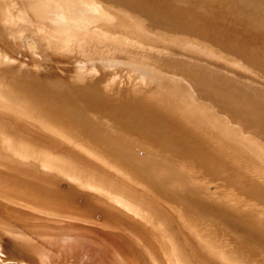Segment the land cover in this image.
<instances>
[{
  "label": "bare ground",
  "instance_id": "bare-ground-1",
  "mask_svg": "<svg viewBox=\"0 0 264 264\" xmlns=\"http://www.w3.org/2000/svg\"><path fill=\"white\" fill-rule=\"evenodd\" d=\"M97 1L100 4H115V5L121 6L124 9H125L126 3H129V2L132 3L133 2L132 0H97ZM140 1L141 0H139V2ZM154 1H156V0H154ZM157 1L155 2V5H153L152 4L153 1L151 2L150 0H148L147 2L149 3V6H147V4H146L147 2L145 3L144 0H142L143 5L140 2L139 7H138L137 6L138 0H136V4H134V6H135V9L137 6V9L136 10L134 9L135 11L132 10L133 11L132 14L134 13V14H136V16L138 15L139 18H142L143 20H145V22L149 25L148 27H150L151 30H153V32L156 35L155 39H150L149 36H144L143 34H141L139 32H135L137 30L134 27H136V24L138 22H135L134 26L128 25L125 21L123 23H120V21H119L118 23H115V24L109 22L110 16H109V14H107L105 12L106 10L103 7L99 8L100 4L97 5L96 3H93L90 0H60V1L59 0H35V4H34L35 7L34 8H39L41 10L46 9L49 13H51L52 16L54 17V20L56 22H59L58 25L60 24L64 27V29L69 30L68 33L66 32L67 33L66 35L68 37L70 36L73 38V36H75L77 39V37H79L77 35L80 32H84V35L87 36V39H88L87 41L90 40L88 38V36L93 39V38H95V35H97L96 37H98V34L100 36L102 33L108 32L110 35H113L112 33H118V35L123 34L124 36H126L128 34V36H133L134 37L133 39H135V37L139 38L140 41L143 42L142 44H148V42L151 43L152 40H153V42L155 41L154 44H156V40L158 38H161L162 36L166 37L169 35L168 31L171 28H169L168 23L170 21L174 22V24L176 22V23L181 24V25L186 24V25L195 26V27H196V24H198V27L203 28V29L206 28V25H207V28H208V26L212 25V26H214V28H216V30L218 28H220V30H223V31H224V29L226 31L228 30L227 32H229V34L231 32L230 29L233 30V28H235V26L233 27V25H235L236 23H234V24L231 23L232 25L229 26L228 20L226 19L227 17H225L226 15L221 13V15H219V18L216 19L214 13L210 14V12H212L213 8H217V10L220 12H223V10L225 11V9H223V7H222V4L217 5L213 0H208V2L206 0H169V1L166 0L169 3L171 1L173 3V4L171 3L173 5L172 7H175L174 9L170 10V11H172L171 13H167L168 11L166 12V9H164V8H167L166 5H164L166 7H164L163 5H159L160 0L158 1V7H157ZM162 1H165V0H162ZM162 1H160V2H162ZM166 1H165V3H166ZM193 1H197L198 4L193 6L191 3ZM261 1H264V0H261ZM169 3H167V5H169ZM145 5L147 7L143 8V6H145ZM159 6H163L164 8L159 7ZM2 7H3V5H2ZM152 7L154 9L157 7V12H156L157 14L151 13L150 10H152ZM168 7H170V6H168ZM159 8H161V10H159ZM170 8H168V9H170ZM163 9L165 10V12H163ZM97 11H99V12L97 13ZM154 11H156V9ZM154 11H152V12H154ZM202 11H204V14H201ZM206 11L208 12V14H206ZM29 14H31V16H32V14H34V13L32 12ZM161 14H163V15H161ZM33 17H34V15L32 16V18ZM245 18L247 20L251 21L252 23L258 22V24H260L261 27L264 28V13L258 17L257 14H254V13L252 14V11H250V9H249V12H247V14L245 15ZM34 20H36V19H34ZM240 20H242V19H240ZM39 23H40V20H39ZM242 25L244 26V24H242ZM242 25H240V26L242 27ZM36 26H37V23L34 26L35 29H36ZM37 27H39V26H37ZM47 27H48V25H47ZM179 27H180V25H179ZM179 27H175L176 28L175 32H176V30H178L177 28H179ZM39 28H37V29L39 30ZM172 28H173V26H172ZM191 28H193V27H191ZM15 29H17V28H15ZM31 29L32 28L30 26L29 30H31ZM132 29L134 31H132ZM146 29H148V28L146 27ZM189 29H190V27H189ZM47 30H48V28H47ZM187 30L188 29H186L184 31H187ZM51 31L52 30L50 29V33H51ZM36 32L34 31V33H36ZM47 32H49V31H47ZM95 32L97 34H95ZM148 32H149V30H148ZM55 33H57L58 36L60 34L57 31ZM179 33H181V31H179ZM184 33H186V32H184ZM218 33H220V31ZM221 33H222V31H221ZM39 34H36V35L38 36ZM224 34H225V32H224ZM51 35H53V34L51 33ZM60 35H62V34H60ZM182 35L183 34H181V36ZM203 35H205V34H203ZM222 35L223 34H221V36ZM227 35H228V33H227ZM249 35L251 36V32H249ZM63 37L65 39L66 36H63ZM183 37H185V36H183ZM204 37H206V36H204ZM216 37H217V35H216ZM224 37L226 38L228 36H224ZM241 37H243V36H241ZM243 38H241V39L247 40L246 38L245 39H243ZM254 38H255V36H254ZM58 39H60V38L58 37L57 40ZM91 40H90V42H91ZM227 40H228V43H230L229 42L230 39L227 38ZM159 41H160V39H159ZM202 41H204V40H202ZM239 41H240V39H239ZM249 41H250V39H249ZM59 42H60L59 40H58V43L53 41V43H55V44H53V46L56 47V43H57V48H58V46L60 44ZM62 42H61V44H62ZM69 42L70 41H68V43ZM206 42H208V40H206ZM245 42L243 44H245ZM76 43H77V40H76L75 44ZM61 44L59 47H63ZM66 44H67V42H66ZM73 44H71V45H73ZM88 44H90V43H88ZM162 44H164V43H162ZM223 44H225V42ZM233 44H235V42ZM241 44L242 43H240V45H239V43H238L239 46H243ZM63 45H64V43H63ZM91 45H92V43H91ZM152 45H153V43H152ZM225 45H227V44H225ZM225 45H222V47H224ZM229 45H228V47H229ZM246 45H247V43L244 46L245 48H247V46H248V45L247 46ZM253 45H254V43H253ZM64 46H66V45H64ZM139 46L141 47V45H139ZM164 46H165V44H164ZM215 46H216V44H215ZM255 46H257V45H255ZM255 46H254V49H255ZM84 47H86V46H84ZM235 47H237V46H235ZM238 47L236 48L237 50H238ZM241 48H239V49H241ZM245 48L242 51H245ZM84 49L82 48V50H84ZM131 49H133V48H131ZM145 49L146 48H144V51H145ZM133 50L135 51V49H133ZM137 51H139L138 48H137ZM195 51H197V50H195ZM220 51L219 52L223 54V57L222 56H220V57H222V60L225 61L226 59L230 58V55H231V58L235 57V56L237 57L238 54H236V53L239 50L237 52L233 51V49L228 50L229 52H227V51L225 52L224 50H223V52H222V50H220ZM248 51H249V47H248ZM255 51L256 50H254L253 52L251 51L250 53H254ZM262 51H263V49H262ZM139 52H137V53H139ZM245 52H247V50ZM129 53H130V57H131V51ZM137 53L135 51V54H137ZM197 53H199V52H197ZM241 53H243V52H241ZM241 53H239V55ZM250 53H249V55H250ZM127 54L125 53L126 56H127ZM145 54L148 56V57L146 56L147 57L146 59H152V57H154V59H152V60H155V57H157V56H155V53H153L150 50L149 51L146 50ZM254 54L258 55L257 52H255ZM219 55H221V54H219ZM245 55L249 56L246 53H245ZM245 55L243 54V56L242 55L241 56L244 57ZM261 55L262 54H260L259 56H261ZM123 56H124V54H123ZM177 56H179V57H177ZM180 56H182V57H180ZM251 56H252V54H251ZM263 56L264 55H262V57ZM118 57L120 58V56H118ZM118 57H117V60L119 59ZM127 57H126V59H129V61H130V58H127ZM132 57H133V55H132ZM135 57H136V55H135ZM135 57H133V60L138 59ZM236 57H235V60L239 61V63H240L241 57H238V59H236ZM196 58L197 57L189 58L187 55H178L176 53H171V54L169 53V55H167V57L163 58V59H164L165 63L170 65V66H166V67L170 68L171 71H173L172 77L175 76V78H172L171 81L166 79L167 80L166 81L160 77V80H157L158 84L155 87L149 86L148 88H151L150 89L151 91H147L146 93H142V92L144 91V89L146 90L147 88L141 89L140 87H137V88H135L136 89L135 90L134 89L135 85H134L132 88L133 89L132 92H130V95L128 97H126L124 103L121 104L119 107H109L110 105H109L108 99L102 95L101 82L98 81L99 78L97 80L90 79L89 82H88V80H87V82L85 80L81 81V82L78 81L79 83H77V80H75L76 83L72 84L73 86H71V85H68L65 83L64 78H66V77H64L63 78L64 80H63L62 78H59L57 76V75H59V73L56 75V77L54 79H49V77H51V76H49L47 78L48 75L42 76V74L40 73L42 77L45 76L44 78H46L48 80H39V79H37V77H34L35 75L30 76L29 73H28V75L26 74L27 76L20 77V76L16 75V73H14L15 70L13 71V68L11 69L9 66L6 67L2 72L0 71V81H7V82L10 81L12 84L14 83V88L11 91L10 89L12 88L13 85L9 82L11 87L8 91H11V92H3L2 90H0V107L1 108H3V109L12 108L11 104L14 100H20L19 102H21V101L26 102L27 103L26 106L28 105L29 108L31 107L30 103L31 104L32 103L33 104L34 103L39 104L40 105L39 108L44 106V107H42L43 108L42 110L36 109L35 111H32V110L28 111L29 109L26 110L25 108L23 109L21 107L20 108L21 112L19 114H17L18 116H16V118H17L16 120H15V118H12L13 116H11V115L9 116L11 118L6 117V115H9V114H5L4 111H0V139H1L2 135L8 136L10 138L6 137L5 139H7V138L11 139L13 141L12 143H14V144L17 142V141H15L16 139L18 140V142H17L18 144H20L19 140L22 142L24 141V142H26V146H27V142L30 141L31 144H29V146H31V148L32 147L35 149L39 148L37 150H34L33 152H41L39 150H42L40 155L46 154V156H45L46 158L50 154L49 156L51 159L50 158L49 159L51 160V164H53L55 162V163H57V166L59 165L58 167L55 166L56 165L55 163L53 164V167H49V165L48 166L45 165V164L49 163V162H47V160L50 161L47 158V159H44L46 163L45 162L38 163L39 165L42 164V166L45 163L44 167H41V166L39 167V165L37 164L38 167L36 170L34 169L35 172L33 171V169L30 170L33 172H30L28 168L25 172L31 173V175H28V176H34V173H35V175L38 176L39 180L40 179L45 180V181L48 180L49 182L51 181L52 184L56 183L57 185H60V187H61L60 189H56L54 187H52V188H45L42 186L38 187V186L34 185L33 183L31 185L29 182H28L29 185L27 184L28 186H26V184L24 185L25 180H23V178L20 177L21 179L18 180V183H20L19 185L23 184L24 188L23 187L22 188L25 190H23V189L20 190V191H22L21 195L15 194L13 192L12 196H10V198L13 200L17 199V198L29 200L31 203L33 202L32 205H35V208H36V206H40L37 208L43 207V209H41V210H44V207H46V210H48L50 208H51L50 210L58 209L61 211V212L59 211V214L60 213L65 214L68 212V210H75L76 212L78 211L77 213L81 212V214L79 213L80 215L75 212L77 217H79V218H77L75 213H74L75 216L72 215L73 211H72V213L69 211L73 218L74 217L77 218V219H73V220H76L78 223H79L78 220L81 221L80 218L82 216H84L83 214H85V213H87V215L92 214V211H94L96 209L94 207L90 208L86 204L92 203L91 201L92 200L94 201L95 199H97V201H98L99 200L97 198L98 196L103 195L104 198H106L105 203L107 205H109L108 207H110L109 203L111 200L109 202H107V200L110 199L109 198L110 196L125 198L126 199L125 202H120L121 200L118 201L117 199L114 198V200H115V201L113 200L114 203L115 202L118 203L117 204L118 206L115 205L116 207H118L117 213H115V215H114V213L113 214H110L108 212L106 213V210H105V213L107 215L104 214V216H106L105 217L106 219L107 218L111 219V221H114L116 218L122 220L121 222H119L120 224L119 225L117 224V225L123 226L122 228L127 229V231H129V229L132 228V226H131L132 224H127V222H124L125 220H124L123 216H125L126 218H129L131 220V222L133 221L132 223H135V226L137 229L136 231H138L137 233H141L144 235L142 240H143V242H145V247H146L145 250L148 254V257H147L148 259H146V260H148V264H248L246 261H243L244 260V256H243L244 254L241 255L242 253L239 252L240 247L235 245L233 241H231L232 245L223 241V239H221V236H222L221 233L218 232L217 234L216 233L214 234V236L217 239V241H215L214 237L210 236L205 230L202 231L198 228L194 229L193 227L186 226L184 222H183L184 224H181L180 226H179V224L177 225L176 221L174 222V220H176V218H178L179 216H177L175 218V215H173V214H175V213H173L175 210L173 211V205L171 202H173L174 204H177V203L182 204L185 208L188 209L189 212H193L195 209H197V211H198L197 213L202 212L203 216L207 215V214H204V205L202 207H199V208H196L193 206V204H196L194 202L195 200L193 197H195V199L197 200V198L200 199L201 197H204V195H206V193L205 194L202 193L203 195H199V192L201 193L203 188L200 189L198 186H195V183L200 184L199 181H201V180L204 182V169L205 168L207 169L208 172H210L212 174V176L216 175V176H214L215 178H218L219 175L216 172H211L209 170L208 166L204 165V162L205 163H207V162L215 163V166H216L215 170H217L220 166L226 165L232 170L234 176H239V175L244 174L247 177V181L244 184H246L251 191H249L247 189L246 190L250 194L252 193L251 195H253L254 197L259 198L261 200H264V183L263 184L259 183V185H257V184L256 185L255 184L249 185L250 179H251L249 176H252L251 172L253 171L251 169H255L254 171H262L264 168V163L259 164V162L264 158V146L263 147L259 146L260 144L262 145V143L264 141V135H262V137H260L262 139L261 141H260L259 137H256V136L250 137L252 134H254V133L257 134L258 132L262 131V129H264V79L260 78V76L264 75V63L261 64L264 60L262 61L261 60L262 58L260 57L261 59L259 58V61L258 62L256 61L257 64L255 65V67H257L259 70L257 68L255 70H257L256 72H258L260 74V76L258 74V77L254 76L253 74H250V72H248V73L250 75H253V76H243L242 74H238L239 73L238 71L242 70L243 68L239 69V70H237L236 68H235L236 70L231 69L230 66L228 68L230 70L229 73L231 72L232 73L231 75H233V76L230 75L231 76V77L229 76L230 78L228 77L229 79L232 80L231 82L229 81V83H234L233 85H235V84L238 85V86H234L235 88L240 86L239 89L237 88V90H235L238 92H236L237 94H234L233 99L238 98V99H240V101H242L244 99L243 100V103H244L243 106L245 105V108L242 106L244 109L237 114L249 116L248 120L241 121V118L239 116H237V114L233 113L232 109L237 110L236 108H232V109L228 108V109L223 110V111L222 110L214 111V109H216L215 107L219 106L221 104V102L220 101L210 102L209 100H206L207 97H214V96H215V100H220V99L226 98V97L225 98L220 97L221 94L225 95V92H224L225 89L222 90L224 88V86L222 84H221L222 87L220 89L223 92H219L216 89V86L218 84L220 85V83H221L220 81L223 79H226V78H224L223 74H222L223 79H220V80L217 79V78H219L218 77L219 73L218 74L215 73L217 75V78H216L215 74L212 75L214 73V71H212V70L211 71L213 73L211 71L208 72L205 69L207 71V73L204 74L205 70L204 69H203L204 71H201V70L206 65H204L202 67L201 61H200L199 66H200V68L202 67L201 70L196 68V66L199 64V62H198L199 60H197ZM44 59L46 60L47 58L45 57ZM123 59L124 58H122V60ZM243 59L245 60V57ZM244 60H242V61H244ZM247 60L245 62H247ZM251 60H253V59H251ZM251 60H250V62H251ZM260 60L262 61L261 63H259ZM84 61H86L85 58H84ZM120 61H121V59H120ZM159 61H157V62H159ZM187 64H188V66H187ZM243 64L244 63L242 62V65ZM142 65L143 64H141V66ZM153 65H154V63H153ZM222 65H225V66H223V68H226L227 63L225 64L223 62ZM149 66H151V65H149ZM127 67H128V65H127ZM127 67H126V69L129 68V67L128 68ZM210 67H212V66H210ZM216 67H218V66H216ZM248 67H250V66H248ZM122 69H124V68H122ZM152 69H153V67H152ZM210 69H212V68H210ZM218 69L219 68H217V71L219 72L220 69L219 70ZM50 70H52V69H50ZM103 70H105V69L103 68ZM118 70H119V68H118ZM100 71H102V70H100ZM243 71H244V69H243ZM245 71H246V69H245ZM104 72L107 73V70H105ZM131 72H132V70H131ZM155 72L157 74V69ZM165 72L167 73V70ZM236 72H237V74H236ZM21 73H19V74H21ZM33 73H34V71H33ZM51 73H49V74H51ZM109 73H112V71ZM248 73H246V74H248ZM100 74H103V73H100ZM112 74H114V73H112ZM255 74L257 75V73H255ZM104 75H105V73H104ZM146 75H148V74H146ZM101 76L102 75H100L99 77H101ZM213 76H215V77H213ZM219 76H221V74ZM61 77H63V76H61ZM74 77H75V74H74ZM106 77H108V76H106ZM106 77H104V78H106ZM212 77L216 78L217 81L219 80L217 85H216L217 82L213 81L214 79ZM222 77H220V78H222ZM225 77H226V75H225ZM154 78L155 77H153V79ZM183 79H184V81H183ZM109 80H108V82H109ZM66 81H68V80L66 79ZM223 81H222V83L225 85V82H223ZM225 81H227V79ZM71 82H73V81H71ZM130 82L132 83L133 81H130ZM154 83L155 82H153V84ZM226 84H228V81ZM5 86H6V84H5ZM7 86H8V84H7ZM7 86H6V88H8ZM227 86L229 87L230 84H228ZM152 88H154L155 90H153ZM230 88L233 89V86L232 87L230 86ZM226 89H227V87H226ZM5 90H7V89H5ZM218 90H219V88H218ZM232 92H234V91H232ZM231 97H232V95H231ZM227 98L230 99V97H227ZM245 100L247 101V103ZM227 102H229V101H227ZM236 102L237 101L234 100L231 103H234V106L235 105L236 106L242 105V102H241V104L239 102H238L239 104ZM21 104L23 105L24 103L21 102ZM197 104L201 105V106H198ZM13 108H15V107H13ZM16 109H18V107ZM209 109H210V111H209ZM0 110H2V109H0ZM12 110H14V109H12ZM119 112H125V116L119 117ZM19 115H20L21 119L18 118ZM45 116H47V117H45ZM6 118H8L9 120L14 119L16 121L15 125H17L19 128H22L21 129L22 132L19 131L20 129H16L17 127L15 125H14L15 126L14 127L12 124H10V122L8 123L9 120ZM18 119H19V121H22L21 123L18 121L19 124L17 122ZM22 119H24V120H22ZM25 119L28 120V122H26ZM232 119H236V122L232 123V124L226 123L227 121L232 120ZM6 120H7V122H6ZM26 129H28V130L31 129V130L29 133L25 131L26 132V134H25V132L23 133V131ZM144 131L147 132V133H145L146 135H144V136H147V139L145 140V139L141 138V136L143 134L139 137L141 138L142 141L145 140L144 146L146 145V146H148V148L146 147L147 150L146 149L144 150L145 147L143 146L144 148H142V146H141L143 152L145 151L147 153V155H145L146 157L141 158V156H144V155L139 156L136 152L137 151L136 148L138 147L137 144L138 143L140 144V142H139L140 138L138 137V135H140L139 133H144ZM247 131H250L251 134H250V132H247ZM31 133H33V134H31ZM254 139L257 141V143H255V142L253 143ZM1 141L6 142L7 144H4L5 146L3 145V147L0 146V157L2 156L1 159L3 157H5V158L8 157L7 159H9L10 161L9 160L7 161L6 159H3V161L6 160L8 163L11 162L10 164L6 163L7 164L6 166L11 165L10 167H12L15 165V163H14V165H12L13 164L12 157L17 160L16 163L21 161L22 164H24V162H26L27 164L31 165L29 163L31 160L30 158L26 157V159H30L28 161L27 160L24 161L23 159H19L21 157L20 152H19L20 147L23 144H21L20 147L16 146L17 143L15 145L13 144L14 146H12L11 142L4 140V137H3V140L1 139ZM9 144H11V146H9ZM0 145H1V142H0ZM140 145H142V144H140ZM6 146H7V148H6ZM17 148H19V149H17ZM24 150H25V148H24ZM25 151H26V153L30 152L27 149ZM6 153H7V155H6L7 157L5 156ZM9 153L11 155L12 154L13 155L11 156V155H9ZM26 153H24V154H26ZM34 154L35 153H33L32 155L34 156ZM17 155L20 157H18ZM21 155H23V154H21ZM157 155L161 157V161H162L161 163L156 162L155 158ZM9 156H11V157H9ZM28 156L30 157V155H28ZM36 156H38V155H35V157ZM16 157H18V158H16ZM22 157H24V156H22ZM35 157L31 156V158H35ZM43 157H44V155H43ZM43 157L40 156V158H43ZM36 158H37L36 159L37 161H35L36 163L39 162L40 160H42V159H39V161H38V157H36ZM197 159H199V162H195V160H197ZM120 160H122L124 162L123 164L126 167L122 164V162ZM35 162L32 163L34 167H35ZM1 163H0V166L4 167L5 165L3 166ZM242 164L245 165L244 170H243ZM19 165H20V163H19ZM6 166H5V169H6ZM23 166L29 167L26 164ZM17 167H19V166H17ZM127 167H129V168H127ZM29 168H32V167H29ZM193 168L197 172H196V175L192 176V175H190L191 173H189V171H191V169H193ZM13 169L15 171L16 169H19V168L15 167ZM1 171H2V169L0 170V172ZM22 171H23V169H22ZM144 171L148 174L147 176L151 180L155 181V183H154V187H152V190L150 192H147L148 191L147 190L145 192L142 191L141 193L142 194L147 193L148 195L153 194V197L152 196L148 197V195H147L148 198L147 197L145 198L144 194H143L144 197H141L142 196V194L140 195L141 189L138 192L139 194H137L136 188H141L140 186L142 184V182L139 179V172L144 173ZM6 173H7V171H6ZM120 174L123 176L126 175L127 180H125V178L123 181L120 180V179H123L122 177H120L121 176ZM180 175L183 176V181L180 180L181 179ZM233 175H231L229 177V179H234ZM254 175H256V174H254ZM177 176H179L180 179H178ZM16 177H18V176H16ZM34 177H36V176H34ZM8 178H10V176ZM11 179H13V178H11ZM16 179H19V178H16ZM110 179L111 180L113 179L114 180L113 182H115V183L114 184H113V182L111 183ZM191 180L194 181L192 186H191V184H192ZM29 181H31V179ZM0 182H1V179H0ZM12 182H10V183H12ZM64 182H67V183H64ZM172 182H175V183L172 184ZM203 182H201V183H203ZM6 183H8V181L7 182L5 181V183L3 182V184H6ZM36 184H39V183H36ZM42 184H43V181H42ZM11 185L16 186L17 184L16 185L11 184ZM19 185H18V187L16 186L17 189L20 187ZM184 186H186L187 188H184ZM247 186H245V187H247ZM189 187H191V189L198 187V189H200V191L195 190L197 193L194 191L195 194L194 193L192 194V191L190 189L191 193H189V191H188ZM201 187H203V186L201 185ZM5 188L6 187H4V191H5ZM1 190H3V189H1ZM183 190H186V192H184ZM205 192H206V190H205ZM222 192L223 191H221V193ZM248 192H247V194H249ZM80 195L83 196V199H84L83 202L77 201V199L75 198V197H81ZM230 195H231V193H230ZM233 197H235V195H233ZM32 198H34V199H32ZM104 198H101V199L103 200ZM144 198L147 199L148 201H146ZM164 198H166L167 201L164 200ZM204 199H203V202L205 201ZM212 200H210V201H212ZM232 200L233 199L231 198V201ZM103 201H102V203H103ZM161 201L163 203L164 209L160 208L159 202H161ZM207 201H208V199H207ZM217 201L221 202L222 199H220V201L217 199ZM236 201L237 200H235V202ZM16 202H20V201H16ZM52 202L54 204H51ZM218 202L215 204V206L218 204ZM248 202H249V200H248ZM250 202L254 203L253 201H250ZM222 203H223V201L221 202V204ZM228 203H229V201H228ZM234 203L232 205V202H231V204L229 203L230 205H227V206L229 208L231 207V205L236 207L237 205L236 204L234 205ZM249 203H247V205ZM210 204L212 205L211 202L209 203V205ZM225 204H227V203H225ZM213 205L211 207H213ZM31 206H30V208H31ZM147 206H148L147 210L150 211V213L148 212L149 214L143 213V212L140 213L138 211H135V209H138V207L146 208ZM224 206H221V207L224 208ZM47 207H48V209H47ZM246 207H248V206H246ZM219 209H220V207H219ZM231 209L232 210H230V209H228V210H230V211L235 210V209H233V207ZM243 209H245V208L243 207ZM62 210H64V211H62ZM6 211H7V209H6ZM221 211L223 212V210H221ZM224 211H226V210H224ZM21 212H23V211H21ZM99 212H100V210H99ZM228 213H230V212H228ZM143 214L148 215V216H144ZM242 214H244V213H242ZM69 215L66 214V217H65V215H64V217H65V219H67L66 221L69 220L72 222V220H71L72 217H71V219H69L70 218ZM87 215H85V216L88 217ZM92 215H90L91 219H92ZM215 215H216V216H214L215 219L223 222L224 224L227 223L230 226H234L235 228H237L234 225V223L238 224L236 222V220H238L239 218H237V219L235 218L236 219L235 220L233 216L230 217V215H227V213H225L223 216L217 215L216 213H215ZM85 216H84V218H86ZM93 216L95 217V214ZM104 216H102V217H104ZM111 216H114V217H111ZM260 216L262 219L263 216L262 215H260ZM60 217H63V215ZM90 217L86 218V219L90 220V222L88 221L89 223H91ZM84 218L82 217V219H84ZM94 219L95 218H93V220H92L93 223H91V224H94V222H97V223L100 222L102 224L101 216H100L101 221H97L96 219H95L96 221H94ZM106 219H104V220H106ZM112 219H114V220H112ZM151 219L154 221H157L156 223L155 222L154 223L159 224L158 229H153L154 228L153 224H152V226L149 224V223H152ZM245 219L243 217V220H245ZM84 220H82V224L85 225L87 223V220H86V223H83ZM181 220H183V219H181ZM111 221L110 222L108 221L105 226H108V224L112 223ZM116 221H117V219H116ZM239 221H240V219H239ZM250 221H252V220H250ZM254 221H255V219H254ZM263 221H264V219H263ZM74 222L75 221H73L72 223H74ZM180 222H182V221H180ZM72 223H71V225H72ZM100 223H98V224L100 225ZM241 223H243V222H241ZM241 223L239 222L238 225L242 226L241 229L244 231V233L247 230L246 232L252 233V238L254 241H256L258 243L263 241V243H264V233H262L264 231L259 229L260 230V232H259L258 228H256V227L251 229L250 227L247 226L248 222L246 223L247 224L246 227H245V225H242ZM66 224H67V222L65 223L64 226H66ZM77 224H76V226L78 228L82 227V226L79 227V225H77ZM79 224L82 225L81 222ZM74 225H72V226H74ZM90 225H87V226H90ZM115 225H116V223H115ZM117 225H116V228H117ZM220 225H221V223H220ZM254 225H252L251 227H253ZM258 225L259 224H257V227H259ZM59 226H60V224H59ZM67 226H68V224H67ZM67 226L65 227V229L64 228L62 229V227L59 229L62 231L66 230ZM72 226L69 228L70 229L73 228ZM109 226H108V228L111 229V231L117 233L116 229L112 228V225L110 227ZM261 226H264V225H261ZM85 227H82V228L86 229ZM47 228L48 227H46V229ZM69 228H67V229H69ZM118 228H121V227H118ZM51 229H53V228H51ZM59 229L57 230V233L60 232ZM73 229H72V232L68 230V232H71V235L74 233ZM83 229H80L81 233L84 232ZM253 229H256V230L254 231ZM76 230L79 231V229H74V231H76ZM123 230L124 229L119 230V233ZM46 231H50V230L48 229ZM77 231H76V233L78 234L77 236H79L80 232H77ZM91 231H93V228ZM124 231L121 233H124ZM94 232H95V230H94ZM94 232H93V235H95V234L98 235V233L95 232V234H94ZM22 233H24V232H22ZM61 233H63V232H61ZM90 233L92 234V232H90ZM90 233H85L83 235L90 234ZM74 234L72 235L73 237L75 236ZM130 234H132V233H130ZM179 234L182 235V238L179 237ZM64 235H65V233H64ZM67 235H70V234H67ZM70 236L64 237V239H61L63 237V236H61L59 241L57 240L58 244L59 243L65 244L67 247V245L69 246V244L71 243L72 246L75 245L77 247L76 244H79V242L76 241L78 243H75L74 240L69 242ZM88 236L89 235H87V237ZM106 236H108V235H106ZM58 237H60V236H58ZM93 237H99V236H93ZM93 237L90 239L96 240ZM139 237H140V235H139ZM80 238H81V235H80ZM100 238L102 239L101 234H100ZM222 238H223V236H222ZM28 239H29V237H28ZM84 239H87V238H84ZM88 239H89V237H88ZM105 240L103 239V241L101 242V246H102L103 242L105 243ZM93 241H91V242H93ZM98 241H100V240H98ZM89 242H90V240H89ZM95 242H97V240ZM42 243H44V242H42ZM67 243H69V244H67ZM258 243H256V244H258ZM49 244H51V243H49ZM61 244H59V245H61ZM95 244H97V243H95ZM95 244L92 243V244H90V246L93 245L95 247H97V246L101 247V246H99L100 243L97 244V246ZM106 244H108V243L106 242L103 245H106ZM17 245H19V244H17ZM85 245H86V243H85ZM85 245H83V246L86 249L87 245L86 246ZM111 245H113V242ZM90 246H88V248L93 247V246L92 247H90ZM14 247L19 248V246H13V248ZM74 247H72V248H74ZM107 247H109V245ZM107 247H105V248H107ZM224 248L229 249V252H226V250ZM74 249H76V248H74ZM97 249L94 248L95 252H97L96 251ZM102 249H103V247L101 248V251H102ZM113 249L115 250L114 247H113ZM88 250L90 251V249H88ZM99 250H100V248L98 249L97 253H100ZM115 252L116 253H114V254H118L117 251H115ZM104 253L106 255V253H108V250H107V252L104 251L101 254L104 255ZM125 253H127V252H125ZM125 253L122 254V256L123 255L127 256ZM257 253H258V251H257ZM105 255L103 257H105ZM110 255L112 256L113 254H110ZM191 258L196 259V261L194 260V263H191L192 262ZM110 259H113V258H110ZM199 259H201V260H199ZM100 260H102V259L100 258ZM113 261H111V262H113ZM106 262H107V260H106ZM107 263L109 264V262H107Z\"/></svg>",
  "mask_w": 264,
  "mask_h": 264
},
{
  "label": "rangeland",
  "instance_id": "rangeland-1",
  "mask_svg": "<svg viewBox=\"0 0 264 264\" xmlns=\"http://www.w3.org/2000/svg\"><path fill=\"white\" fill-rule=\"evenodd\" d=\"M90 1H92L93 3H96L97 5L100 4L97 0H90ZM132 1H133L132 3L129 2V3H126L125 4V9L122 8L121 6H118V5H115V4H100L99 8L100 7H103L106 10L105 12L107 14H109V16H110V21L109 22L115 24V23H118L119 21H120V23H123L125 21L128 25H132V26H134L135 22H138L136 24V27H134L137 30L135 32H139V33L143 34L144 36H149L150 39H155V37H156L155 33L153 32V30H151L150 27H148L149 25L145 22V20H143L142 18H139V16L138 15L136 16V14H134V13L132 14V12L137 9V6L139 7V3L140 2H141V4L143 3L142 0L140 2L138 0L136 9H135V6H134V4H136V0H132ZM147 1L148 0H144L145 3ZM150 1L151 2L153 1L152 4L155 5V2L157 0L156 1L150 0ZM158 1H157V7H158ZM160 1H162V0H160ZM160 1H159V5H163V6L166 5L167 8H164L166 6H164V7L163 6H159V7H163L164 9H166V12L168 11L167 13H171L172 11H170V10H172V9L175 8V7H172L173 6L172 5L173 3L171 1H170V3L167 2L169 0H167V1L165 0L166 3H165V1H162V2H160ZM206 1L208 2V0H206ZM213 1L217 5H221L222 4V7H223V9H225V11L223 10V12H220V11L217 10V8H213L212 9V12H210V14L214 13L215 14V18L218 19L219 18V15H221V13H222V14L226 15L225 17H227L226 19L228 20L229 26L232 25V24H234V23L237 24V25L236 24L233 25V27L235 26L236 29L231 26L233 28V30L230 29V31H231L230 34H229V32H227L228 30L226 31L225 29L223 31V30H220V28H218L219 30L217 29L218 30L217 31L216 28H214V26H212V25L208 26V28H207V25H206V28L203 29V28L198 27V24H196V27H195V26H189V25H186V24L181 25V24H178L176 22L174 24V22L170 21L168 24H169V28H171V29H169V31H168V34H169L168 36H166V37H163L162 36L161 38H158L156 40V44H154L155 41L153 42V40H152L151 43L148 42V44H142L143 42L140 41L139 38H136L135 37V39H133L134 37L133 36H128V34L126 35L127 36L126 37L123 34H119L118 35V33H112L113 35H110L108 32L107 33H102L100 36L98 34V37H96L97 35H95V38H93V39L88 36V38L90 40L92 39L91 42H90V40L87 41L88 39H87V36L84 35V32H80L77 35V36H79V37H77V39H76L75 36H73V38L70 37V36L68 37L66 34L68 33L69 30L64 29V27L62 25H60V24H59L60 25L59 26L58 25L59 22H56L54 20V17L52 16L51 13H49L46 9L45 10H41L39 8H34L35 7L34 6L35 0H7V1L6 0H0V71L2 72L6 67L9 66L11 69L13 68V71L15 70L14 73H16V75H18L20 77L27 76L28 73H29L30 76H34L35 75L34 77H37V79H39V80H48V79L44 78L47 75H48L47 78L49 76H51V77H49V79H54L56 77V75L59 73L60 76L59 75H57V76L59 78H62V79L64 77H66V78H64L65 79V83L68 84V85H71V86H73L72 84H75L76 83L75 80H77V83H79V82L84 81V80L86 82L88 80V82H89L90 79L97 80L99 78L98 81L101 82L102 95L105 98L108 99L109 105H110L109 107H119L121 104L124 103L126 97H128L130 95V92H132V90H133L132 88H133L134 85L135 86L137 85L136 87L134 86V89L137 88V87H140L141 89L147 88L148 90L147 89L146 90L144 89V91L142 92V93H146L147 91H151L150 90L151 88H148L149 86L150 87H155L158 84V81L157 80H160V77L163 78L164 80L167 79V80H170V81L172 80V78H175V76L172 77V72L173 71H171L170 68L166 67V66H170V65H168L167 63H165V61H164L163 58H166L167 55H169V53L170 54L171 53H176L178 55H187L189 58H191V57H197L196 59L199 60L198 61L199 64L196 66V68H198L199 70H201V68L204 65H206V66H204V68H202L201 71H204L206 69L209 72V71L212 70V71H214V73L211 71L213 73L212 75H214L215 73H217V74L219 73L218 74V77L219 78H217V75L215 74V76H216L217 79L220 80V79H223V77L226 78L227 81H228V84H230L231 87L233 86V89H231L230 86L229 87L227 86L228 84H226L227 83V81H225L226 79H223L224 81L221 80L220 81L221 83L219 82L220 85L218 84V81L219 80L217 81L216 78H213L215 76L212 77L214 79V80L213 79L212 80L215 81V82H217L216 85L218 84L216 86L217 91L223 92V91H221L220 88L222 87L221 84L224 86V88L222 90L225 89V91H224L225 92V95H222L221 94L220 97H223V98L230 97V99L229 98H227V99L225 98L226 100L225 99L215 100V96H214V97H207L206 100H209L210 102H217V101H220L221 102V104L219 106L215 107L216 109H214V111H219V110H222L223 111V110H226L228 108H230V109L236 108L237 110H235V109H232V110H233V113L234 114H237V113H239L240 111H242L245 108V105L243 106V104H244L243 103V100L244 99L243 100L241 99L242 101H240V99H238L237 97L236 98L239 101L237 99H233L234 94H237L236 92H238V91H235V90H237V88L239 89L240 86L235 88L234 86H238V85H236V84L233 85L234 83H229V81L230 82L232 81L229 78L231 76H233V75H231L232 74L231 72L229 73L230 70L228 68H229V66L231 67V69H234V70H236V69L239 70V69H242L243 68L244 71H243V69L242 70H239L238 71L239 72L238 74H242L243 76H253L254 75V76L258 77V74L259 73L256 72L257 70H255V69L257 67H255V65L257 64L256 61L258 62L260 57L262 58V59L260 58L262 61L264 60V56L262 57V55H264L263 54L264 53V28L261 27V25L258 24V22H253L252 23L251 21L247 20L245 18V15L247 14V12H249V9H250V11H252V14L253 13L254 14H257L258 17L261 16L264 13V1H261V0H213ZM167 3H169V5H167ZM191 3H192L193 6H195V5L198 4L197 1H193ZM1 4L3 5V7H2ZM146 4H147V6H149V3L148 2ZM147 6L145 5V6H143V8H145ZM168 6H170L171 8L168 7ZM157 7L155 8L156 11H154L155 9L152 7V10H150L151 13H153V14L156 13L157 12ZM168 8H170V9H168ZM164 9H163V12H165ZM159 10H161V8H159ZM152 11H154V12H152ZM32 12L34 13V14H32V16L34 15L33 18L31 16V14H29V13H32ZM98 12L99 11H97V13ZM201 14H204V11H202ZM206 14H208L207 11H206ZM161 15H163V14H161ZM32 19L33 20L36 19V20L33 21ZM38 19L40 20V23H39V20ZM240 19H242V20H240ZM36 23H37V26H39L40 28L36 26V29H35L34 26L36 25ZM242 24H244L245 27ZM47 25H48V27H47ZM179 25H180V27H179ZM240 25H242V27ZM30 26L32 28L31 30H29L30 29ZM172 26H173V28H172ZM146 27L148 29H146ZM175 27H179V28H177L178 30H176V32H175V29H176ZM189 27H190V29H189ZM191 27H193V28H191ZM15 28H17V29H15ZM37 28H39L40 31ZM47 28H48V30H47ZM50 29L54 32L53 33L51 31V33L53 35H51ZM186 29H188V30L187 31H184ZM46 30L49 31V32H47ZM148 30H149V32H148ZM34 31L35 32L37 31V32L34 33ZM56 31L58 33L62 34V35L59 34V36H58L57 33H55ZM132 31H134V30L132 29ZM179 31H181V33H179ZM219 31H220V33H218ZM221 31H222V33H221ZM184 32H186V33H184ZM224 32H225L226 35L224 34ZM249 32H251V36L249 35ZM227 33H228V35H227ZM36 34H39L40 36L39 35L37 36ZM95 34H97V33L95 32ZM181 34H183V35L181 36ZM203 34H205V35H203ZM221 34H223V35L221 36ZM216 35H217V37H216ZM57 36L60 38V39H58L60 41L59 42L60 44L63 41L62 44H61L63 47H59L60 46V44H59V46L57 48V43H58V40H57L58 37ZM63 36H66L65 37L66 40L64 39ZM183 36H185V37H183ZM204 36H206V37H204ZM224 36H228V37L225 38ZM241 36H243L244 38L241 37ZM254 36H255V38H254ZM237 37L240 39V41H239V39ZM240 37L243 38V39L246 38L247 40H242ZM173 38L174 39L176 38L177 40L176 39L174 40ZM227 38L230 39L229 40L230 43H228ZM159 39H160V41H159ZM249 39H250V41H249ZM76 40H77V43L75 44ZM202 40H204V41H202ZM206 40H208V42H206ZM53 41L54 42H57L56 43V47L53 46V44H55V43H53ZM65 41L67 42V44H66ZM68 41H70V42L68 43ZM224 42L227 45L223 44ZM234 42H235V44H233ZM244 42H245V44L247 43V45H248V46L246 45L247 48L244 47L245 46V44H243ZM63 43L66 46H64ZM70 43L71 44L74 43V44L71 45ZM88 43H90V44H88ZM91 43H92V45H91ZM152 43H153V45H152ZM162 43H164L165 46ZM238 43H239V45H240V43H242L241 45H243V46H239ZM253 43H254V45H253ZM215 44H216V46H215ZM139 45H141V47ZM222 45H225V46L222 47ZM228 45H229V47H228ZM255 45H257V46H255ZM84 46H86V47H84ZM235 46H237V47L239 46L238 47V50L240 52L236 49L237 47H235ZM254 46H255V49H254ZM143 47L146 48L145 51L146 50H148V51L150 50L153 53H155V56H157V57H155V60H152V59H154V57H152V59H146L148 56L145 54V51H144V48ZM248 47H249V51H248ZM82 48L83 49L85 48V49L82 50ZM129 48L130 49L131 48L135 49L136 53L141 50L139 52L140 54L139 53L135 54V51L133 49L130 50ZM137 48H138L139 51H137ZM229 48L231 50L233 49V51H236V52L238 51L237 53L235 52L238 55H239V53L243 52L239 56L238 55H237V57L235 56L236 59H238V57H241L242 58V59L240 58V63H239V61H236L235 60V57H232L231 58V55H230V58L229 59H226L225 61L222 60L223 54L220 53L221 52L220 50H222V52H223V50L225 52L226 51L229 52L228 51V50H230ZM239 48H241V49H239ZM244 48H245V51L247 50V52L242 51V50H244ZM262 49H263V51H262ZM129 50L131 51V57H130V53H129L130 51ZM195 50H197V51H195ZM254 50H256L255 52H257L258 55L257 54L255 55L254 54L255 52L254 53H250L251 51L253 52ZM197 52H199V53H197ZM120 53L121 54L123 53L124 56H123V54L121 55ZM125 53L126 54L128 53L127 54L128 57L125 55ZM218 53L221 54V55H219ZM245 53L247 55H249V53H250V55L249 56H246ZM243 54L245 55L244 56L245 57V60L243 59L244 57H242ZM251 54H252V56H251ZM260 54H262V55L259 56ZM132 55H133V57H135V55H136L135 58H138V59H135L134 58L135 60H133ZM118 56H120V58ZM142 56L143 57L145 56V57L143 58ZM220 56H222V57H220ZM45 57L47 58L46 59L47 61L44 59ZM83 57L85 58L86 61H84V58ZM117 57L119 58L118 60H117ZM126 57L127 58H130V61H129V59H126ZM177 57H179V56H177ZM180 57H182V56H180ZM122 58H124L125 60L124 59L122 60ZM248 58L249 59L251 58L253 60L250 59L251 60V62H250V60ZM120 59H121V61H120ZM91 60L92 61L94 60V61L92 62ZM156 60L157 61L160 60V61L157 62ZM242 60H244V61H242ZM246 60H247V62H245ZM261 60H260L259 63L262 62ZM200 61H201V65H202L201 68L199 66L200 65ZM241 61L244 63L243 65H242V62ZM223 62L225 64L227 63L226 68H223V66H225V65H222ZM153 63H154V65H153ZM263 63H264V61L261 64H263ZM141 64H143V65L141 66ZM127 65H128L129 68L127 67ZM149 65H151V66H149ZM187 66H188V64H187ZM210 66H212V67H210ZM216 66H218V67H216ZM248 66H250V67H248ZM126 67L128 69H126ZM152 67H153V69H152ZM207 67L209 69L210 68H212V69L209 70ZM103 68L105 70H107V73L108 74L106 72H104L105 70H103ZM118 68H119V70H118ZM122 68H124V69H122ZM217 68L220 69L219 72L217 71ZM50 69H52V70H50ZM156 69H157V74L155 72ZM245 69H246V71H245ZM100 70H102V71H100ZM131 70H132V72H131ZM166 70H167V73L165 72ZM206 70H205L204 74L207 73ZM33 71H34L35 74L33 73ZM108 71L109 72L112 71V73H114V74L109 73ZM48 72L49 73L52 72V73L49 74ZM245 72L246 73L250 72V74H253V75H250L249 73L246 74ZM19 73H21V74H19ZM40 73L42 74V76L43 75H45V76L42 77ZM100 73H103V74H100ZM104 73H105V75H104ZM255 73H257V75ZM74 74H75V77H74ZM146 74H148V75H146ZM220 74H221V76H219ZM222 74H223V77H222ZM236 74H237V72H236ZM100 75H102V76L99 77ZM225 75H226V77H225ZM61 76H63V77H61ZM106 76H108V77H106ZM259 76H260V74H259ZM104 77H106L107 79L104 78ZM153 77H155L154 78L155 80L153 79ZM220 77H222V78H220ZM260 78H263L264 79V75L260 76ZM66 79L68 81H66ZM108 80H109V82H108ZM71 81H73V82H71ZM130 81H133V82L131 83ZM183 81H184V79H183ZM222 81L225 82V85L226 86L222 83ZM9 82H7V81H0V83H1L0 86L2 85L0 87V90H2L3 92H11L13 90V88H14V83L12 84L10 82L13 85L12 88L10 89L11 86H10ZM153 82H155L154 83L155 85L153 84ZM5 84H6V86L8 84V86H7L8 88H6ZM129 86L130 87L132 86V87L130 88ZM226 87H227V89H226ZM218 88H219V90H218ZM5 89H7V90H5ZM9 89L11 91H8ZM152 89L155 90L154 88H152ZM232 91H234V92H232ZM230 94L232 95V97H231ZM232 100L233 101L236 100L237 101L236 103L239 102L240 104L242 102V105L241 106L240 105L239 106L238 105L237 106L236 105L234 106V103L235 102L234 103H231V102H233ZM19 101L20 100H14L12 102L13 105L11 104V107L12 108H5V109H3V108L0 107V109H2L0 111H4L5 114H9V115H6V117L11 118V117H9L11 115V116H13L12 118H15V120H16L17 119L16 116H18L17 114H19L21 112L20 111V108L21 107L23 109L25 108L26 110L29 109L28 111H31V110L32 111H35L36 109L42 110L43 109L42 107H44V106H42L41 108H39L40 107L39 104H35V103L34 104L33 103L31 104L30 103V106H31L30 107L31 109H30L28 105L26 106V104H27L26 102L21 101V102L24 103L22 105L21 102H19ZM227 101H229V102H227ZM246 103H247V101H246ZM198 106H201V105H198ZM13 107H15V108H13ZM17 107H18V109H16ZM12 109H14V110H12ZM209 111H210V109H209ZM123 116H125V112H119V117H123ZM237 116H239L241 118V121H246V120H248V117H249L248 115H242V114H237ZM45 117H47V116H45ZM8 118H6V119H8ZM18 118L21 119L20 115H19ZM19 119L17 120V122L19 121ZM13 120L14 119L9 120L8 123L10 122V124H12L14 126L16 121L15 120L13 121ZM22 120H24V119H22ZM25 121L28 122V120H26V119H25ZM6 122H7V120H6ZM19 122L21 123L22 121H19ZM19 122H18V124H19ZM235 122H236V119H232V120L227 121L226 123L227 124H232V123H235ZM15 126L17 127L16 129H20L19 131L22 132V130H21L22 128H19L17 125H15ZM30 130L31 129H29V130L26 129V130L23 131V133L25 131L29 133ZM26 132H25V134H26ZM247 132H250V131H247ZM145 133H147V132L144 131V133H139L140 135H138V137L143 134L142 135L143 137L141 136V138L146 140L147 139V136H144V135H146ZM31 134H33V133H31ZM250 134H251V132H250ZM262 135H264V129H262V131L258 132L257 134H255V133L252 134L250 137H255V136L256 137H259V139L261 141L262 139L260 137H262ZM3 137H4V140H7L8 142H11L12 146H14L18 142V140L16 139L15 141H17V142L14 144V143H12L13 141L11 139H8L10 137L3 136L2 135V137H1L2 140H3ZM6 137H8V138L5 139ZM141 138H140V141L139 142L142 145H140L139 143L137 144L138 147L136 148L137 149L136 152H137V154L139 156L144 155V156H141V158L142 157L144 158V157H146L145 155H147V153L145 151L143 152L142 148L145 147L144 150L145 149L147 150L148 146H146V145L144 146V144H145L144 141L145 140L142 141ZM1 139H0V142H1V145L0 146L3 147V145L4 144H7V143L4 142V141L2 142ZM19 142H20V144L17 143L16 146L20 147L21 144H23V145H21L20 151L18 150L20 152V156L21 157L18 156V155L17 156L20 157L19 159H23L24 161H26V160L28 161V160L31 159L29 163L32 166L29 165V164H27L23 160L22 161L24 162V164H22L21 161L17 162L18 163L17 164L16 163L17 160L12 157V159H13V160L11 159L13 161V164L12 165H14V163H15L14 166L16 168H19L20 169V170L19 169H16L14 171V169H13V168H15L14 166H12V167H10L11 165L10 166L8 165L9 167L6 166L7 164H10L11 163V162H9V163L7 162L9 160V159H7L8 157L6 156L8 152L5 154V156L7 158L3 157L1 159L2 156L0 157V163L2 162L1 164L3 166L4 165L6 166V169H5V166L4 167L0 166V170L2 169V171H1L2 173L0 172V179H1L0 188L2 187L1 189H3V190L0 189V264H108L107 262H109V264H142V263L143 264H148V260H146V259H148L147 258L148 257V254H147V252L145 250V248H146L145 247V242H143V240H142L143 237H144V235L141 234V233H137L138 231H136L137 229H136L135 223H132L133 221L131 222V220L129 218H126L125 216H123L120 213L124 217V220H125L124 222H127V224H132L131 225L132 228H130L129 231H127V229L122 228L123 226H118L120 224L119 222H121L122 220L116 218L117 221H116V219L115 220L112 219L114 221H111V219H109V218L106 219L105 218L106 216H104V214H106L107 212L110 213V214H113L114 213V215H115V213H117L118 207H116V206H118L117 205L118 203H116V202L114 203V201H115L114 198L117 199L118 201L121 200L120 202H125V200H126L125 198L110 196L109 197L110 199L107 200V202H109L111 200L110 203H109L110 204V207H108L109 205H107L105 203L106 198H104L103 195L97 197L99 199L98 201H97V199H95L96 200V201L94 200L95 202L92 200L91 201L92 203H87L86 204L90 208H93V207L96 208L94 211H92V214L95 212L94 213L95 214V217L93 216L94 214L93 215L92 214H88L87 215V213L83 214L84 212L82 214L84 216L87 215L88 217L85 216L86 218H89L90 215H92V219L90 217L91 223H93V221H92L93 218H95L97 221H101V219H100V216H101V218H102V221L101 222H102V224L104 223L103 225L100 222H98V223H100V225L97 222H94V224H91V223H89L90 220L84 218V216H82V215L81 216L85 220L82 219V217H81L80 218L81 221L78 220L79 223L81 222V224H82V220H84L83 223H86V220H87V223L88 224L86 223L85 225L84 224L80 225L76 220H73V219L79 218L76 215V213L78 211L76 212L75 210H68V212L66 211L67 213H65V214L64 213L63 214L60 213L61 214L60 215L59 214V211L60 210H58V209H55L56 210L55 211V210H50L51 208L48 209V207H47L48 210H46V207H44V210H41V209H43V207L42 208H37V207H40V206H36V208H35V205H32L33 202L31 203L29 200L22 199V198H20V199L17 198V199H14V200L11 199L10 196H12V193L13 192L15 194L21 195L22 194V191H20V190H22L24 188V185L25 184H26V186H28L29 183L31 185L33 183L34 185H36L38 187H41V186L42 187H45V188H52V187H54L56 189H60L61 188L60 185H57L56 183H53L54 184L53 185L51 181L49 182L48 180H46L47 181L46 182L45 180H42V179H40L41 180L40 181L38 179V176L35 175V173H34V176H36V177H34V176H28V175H31L30 172H33L34 169L35 170L37 169V167L39 165L38 163H40V162L43 163V162H45L44 159H47V158L49 159L50 158V156H49L50 154L47 156V158L45 157L46 154H43L44 157H45L44 158L42 154L40 155V153L42 152V150H39L41 152H33L34 150H37L39 148H36V149L33 148V147L31 148V146H29V144H31L30 141L27 142V146H26V142H24V141L22 142L20 140H19ZM254 142L257 143V141L255 139L253 140V143ZM11 144H9V146H11ZM7 146H6V148H7ZM141 146H142V148H141ZM259 146L263 147L264 146V141H263L262 145L260 144ZM24 148H25V150L27 149L30 152L29 153H26V151L24 150ZM17 149H19V148H17ZM24 153H26V154H24ZM33 153H35L34 156L32 155ZM21 154H23V155H21ZM27 154L30 155V157ZM9 155H11V154L9 153ZM35 155H38V156H36V157H38V161H39V159H42V160H40L39 162L36 163L35 161H37L36 160L37 158L35 157ZM11 156H9V157H11ZM22 156H24V157H22ZM31 156L32 157H35V158H31ZM40 156H42L43 158H40ZM18 157H16V158H18ZM26 157H28L30 159H26ZM3 159H6L7 161L6 160L3 161ZM155 159H156V162L157 163H161L162 162L161 161V157L158 156V155L156 156ZM120 161L122 162V164L124 163L122 160H120ZM34 162H35V167L32 164ZM47 162H49L50 164L49 163L48 164H45L46 162L44 164L47 165V166L49 165V167H53V164L55 163V162L54 163L52 162L53 164H51V160L50 161L47 160ZM195 162H199V159L195 160ZM19 163H20V165H19ZM263 163H264V158L259 162V164H263ZM25 164L28 165L29 167H32V168H29L27 166L24 167L23 165H25ZM44 164H43V166H42V164L39 165V167L40 166L41 167H44ZM55 164H56L55 166H57V163H55ZM204 165H207L208 168H209V170L211 172H216L219 175L218 178H215L214 176H216V175H213L212 176V174L210 172H208L207 169L205 168L204 169V182L202 180L199 181L200 184L203 187H201V185L199 183H197V184L195 183V186H198L200 189L203 188L202 191H201V193L199 192V195H203L202 193H204V194L206 193V195H204V197H201L202 199L201 198L199 199V198L196 197L197 200L195 199V197H193L194 200H195L194 202L196 204H193V203L192 204L196 208L202 207L204 205V214H207V215H204L203 216L202 215V212L197 213L198 212L197 209H195L193 212H189L188 209L185 208L182 204H180V203L174 204L173 202H171L172 205H173V211L175 210L173 212L175 214H173V215H175V218L177 216L180 217V218L178 217L180 220L178 218H176V220H174V222L176 221L177 225L179 224V226L181 224H184L185 223L186 226L193 227L194 229L195 228H198V229H200L202 231L205 230L210 236L214 237V240L215 241H217V239L214 236V234L215 233L217 234L219 232L223 236V238L221 236V239H223V241H225L226 243H228L230 245H232V242L231 241H233L235 245H237V246L240 247L239 252L242 253L241 255L244 254L243 255L244 256V260L243 261H246L248 264H264V251H263L264 250V243H263V241H261L259 243L256 242V241H254L253 238H252V233L251 232H246L247 231L246 229H245L246 231L244 233V231L241 229L242 226L241 225H238L239 222L240 223L243 222L241 224L242 225H245V227L248 224L247 226L250 227L251 229L256 227V228H258V231L259 232H260L259 229H261L262 231H264V226H261V225H264V221H263V219H264V202L263 201L264 200H261L259 198L254 197L253 195H251L252 193L250 194L247 191V190H249V191H251V190L249 189V187L246 184H244L247 181V177L244 174L239 175V176H234L232 170L228 166H226V165L220 166L217 170H215V167L216 166H215V163H213V162H207V163L204 162ZM17 166H19V167H17ZM129 167H127V168H129ZM242 167H243V170H244L245 165L242 164ZM27 168L29 169V171L31 169H33V171H30V172L28 171L29 173H26L25 171L27 170ZM22 169H23L24 172L22 171ZM251 170H253V171L251 172L252 173V176H249L251 178L249 185L250 184L251 185H254V184L255 185L256 184L259 185V183H262L263 184L264 183V168H263L262 171H254L255 169H251ZM6 171H7V173H6ZM196 172L197 171H195L194 168L191 169V171H189V173H191L190 175H192V176L193 175H196ZM254 174H256V175H254ZM147 175L148 174L145 171H144V173L143 172H139V179L142 182V184L140 186L141 188H136L137 189V194H139L138 192H139L140 189H141L140 190V195H141L142 194L141 193L142 191L145 192V191L148 190L147 192H150L152 190V187H154L155 181L151 180ZM231 175L234 176V179H229V177ZM9 176H10V178H8ZM16 176H18V177H16ZM20 177L23 178V180H25L24 185L23 184L19 185L20 183H18V180L21 179ZM120 177L123 178V179H120L122 181L124 180V178H125V180H127V176L126 175L125 176L121 175ZM177 177H178V179L181 178L180 180L183 181V176L180 175V178H179V176H177ZM11 178H13V179H11ZM16 178H19V179H16ZM30 179H31V181H29ZM5 181L6 182L8 181V183L3 184V182L5 183ZM42 181H43V184H42ZM110 181L112 183L114 180L113 179L112 180L110 179ZM10 182H12V183H10ZM193 182L194 181L191 180V183H192V184L190 183L191 186L193 185ZM201 182H203V183H201ZM36 183H39V184H36ZM64 183H67V182H64ZM114 183L115 182H113V184ZM173 183H175V182H172V184ZM11 184H15V185L17 184L16 186L18 187V185H19L20 187L17 189L16 186H13ZM244 185L247 186V187H245ZM4 187H6L5 188V191H4ZM198 187H195L194 189L192 188L193 190L191 189V187H189V189H188L189 193H191V191H192V194L193 193L195 194V192H196L195 190H197V191L199 190L200 191V189H198ZM184 188H187V187L184 186ZM190 189H191V191H190ZM23 190H25V189H23ZM205 190H206V192H205ZM183 191L186 192V190H183ZM221 191H223V192L221 193ZM247 192L249 194H247ZM230 193H231V195H230ZM143 194H142L141 197H144V195H145V198H146L147 195H148L147 193L144 194V195ZM233 195H235V197H233ZM149 196H152L153 197V194H149L148 197ZM75 198L77 199V201H82L83 202V200H84L83 199V196H81V197H75ZM101 198H104L103 199L104 201ZM231 198L233 199L232 201H231ZM32 199H34V198H32ZM203 199L205 200L204 202H203ZM207 199H208V201H207ZM209 199L210 200L213 199V200L210 201ZM217 199L219 201H220V199H222L223 203L221 204L222 201L221 202H218ZM234 199L237 200V201L235 202ZM101 200L103 201V203H102ZM145 200L148 201L147 199H145ZM164 200H166V198H164ZM248 200H249V202L250 201H253L254 203H251V202L249 203ZM16 201H20V202H16ZM228 201H229L230 204L232 202V205L235 202L234 205L236 204L237 206L234 207V206L231 205V207L229 208L227 206V205H230L228 203ZM208 202L209 203L211 202L212 205L214 204L213 207H211L212 205L211 204L209 205ZM217 202H218V204L215 206V204ZM159 203H160V208L164 209L162 201L159 202ZM225 203H227V204H225ZM247 203H249V204L247 205ZM51 204H54V203L52 202ZM30 206H31V208H30ZM221 206H224V208H222ZM246 206H248V207H246ZM219 207H220V209L222 208L221 210H223V212L219 209ZM232 207H233V209H235V210H233L234 212L233 211H230V210H232L231 209ZM243 207L246 210L243 209ZM6 209H7V211H6ZM147 209H148V206L146 208H144V207H138V209H135V211H138L140 213H142V212L143 213H148V212L150 213V211H148ZM228 209H230V210H228ZM99 210H100V212H99ZM105 210H106V213H105ZM224 210H226V211H224ZM21 211H23V212H21ZM62 211H64V210H62ZM69 211L71 213L73 211V214L72 215H74V213L76 212L75 215H76L77 218H75V217L73 218L71 216V213ZM228 212H230V213H228ZM79 213L81 214V212H79ZM79 213H77V214H79ZM215 213L217 215H220V216H223L225 213H227V215H230V217L233 216L234 219L235 218L236 219L239 218L240 221H239V219L238 220L235 219L238 224L234 223V225L237 228H235L234 226H230L227 223H225L226 224L225 225L223 222L215 219L214 218V216H216ZM242 213H244V214H242ZM66 214H68V215L70 214L69 215V217H70L69 219H71V217H72V219H71L72 222L73 221H75V222L72 223L69 220H68L69 222L66 221L67 220V219H65ZM62 215H63V217H60ZM64 215H65V217H64ZM143 215L144 216H148V215H145V214H143ZM260 215L263 216L262 219H261V216ZM102 216H104V217H102ZM111 217H114V216H111ZM243 217H244V219L245 218L246 219L243 220ZM95 219H94V221H96ZM104 219H106V220H104ZM181 219H183V220H181ZM254 219H255V221L257 223L254 221ZM107 220L109 222L110 221L112 222V223L108 224V226L109 225L110 226L112 225V228L116 229L117 233L111 231V229H109L108 226H105L107 224V222H108ZM250 220H252V221H250ZM151 221H152V223H149V224L151 226L153 224V226H154L153 229H158L159 228L158 227L159 224H155L157 221H154L152 219H151ZM180 221H182V222H180ZM66 222L68 224V226L66 224L67 228L71 227L72 225H74L77 222L78 224L77 223L76 224L79 225V227H81V226L82 227H85L86 226L85 227L86 229H83L82 227L81 228H78L76 226V224L74 225L76 228L74 226H72L74 229H79V231L76 230L77 232H80V229H83L84 230V232L81 230L83 233L80 232L79 233V236H77L78 234L76 233V231H74L73 228H71V229L70 228L69 229L66 228V230H63V231L60 230L59 228H61V227H62V229L63 228L65 229L66 226H64V225H65ZM70 222L72 223V225H71ZM115 223H116V225L118 224L117 225V228H116ZM220 223H221V225H220ZM59 224H60V226H59ZM257 224H259L258 225L259 227H257ZM87 225H90V226H87ZM252 225H254V226L251 227ZM46 227H48V228L46 229ZM118 227H121V228H118ZM51 228H53V229H51ZM57 228L60 231V232L58 231L59 233H57V230H58ZM92 228H93V231H91ZM48 229L51 232L50 231H46ZM72 229H73V232L75 233V234L73 233L75 235L74 237L72 236L73 234L71 235ZM122 229L125 230V231L123 230L125 234L124 233H121L123 231H121L119 233V230H122ZM68 230L71 231V232H68ZM94 230H95L96 233H98V235L95 234ZM253 230L255 231L256 229H253ZM22 232H24L25 234L27 233V234L25 235ZM61 232H63V233H61ZM90 232H92V234ZM93 232H94L95 235H93ZM64 233H65V235H64ZM66 233L67 234H70L71 236L70 235H67ZM85 233H90V234L83 235ZM130 233H132V234H130ZM262 233H264V232H262ZM100 234H101L102 239L100 238ZM80 235H81V238L83 236L84 237L81 239L80 238ZM87 235H89L88 236L89 239H88ZM92 235L93 236H99V237H93ZM106 235H108V236H106ZM139 235H140V237H139ZM58 236H60V237H58ZM61 236H63V237L61 238ZM67 236L68 237L70 236L69 242L70 241H73V240L75 241V243H78L79 242V244H76L77 247L75 245H74L75 247L72 246L71 243L70 244L67 243V244H69V246L67 245V247H66L65 244H61V243H59L61 245L58 244V241H59L60 238L61 239H64V237H67ZM28 237H29V239H28ZM92 237L95 238L97 240V242H95L96 240H94V239H90ZM179 237L182 238V235L179 234ZM84 238H87V239H84ZM103 239L104 240L106 239L107 241L105 240V243L107 242L108 244L103 245V244H105L103 242L102 243V246H101V242L103 241ZM89 240H90V242L93 241V240L94 241L90 243ZM98 240H100V241H98ZM76 241H78V242H76ZM42 242H44V243H42ZM88 242L90 244H92V243L93 244H95V243L99 244L100 243L99 246H101V247H98L97 244H95L97 247H95V246L92 245L95 249H97V248L99 249L100 248V250H99L100 253H97L98 252V249L96 250L97 252H95L94 248L92 246H90V244ZM109 242L111 244L113 242V245H111ZM49 243H51V244H49ZM85 243L87 245V247H86L87 250L83 246V245H85ZM256 243H258V244H256ZM17 244H19V245H17ZM12 245L13 246H19V248H16V247L13 248ZM108 245H109V247H107ZM88 246H90L92 248H88ZM104 246L107 247L108 249L105 248ZM72 247H74L76 249H74ZM102 247H103V249H102L103 252L104 251L107 252V250H108V253H109V254L106 253V255L104 253L105 257H103L104 256L103 254H101V253H103L101 251V248ZM113 247L115 248V250L113 249ZM88 249H90V251ZM224 249L226 250V252H229V249H227V248H224ZM115 251H117L118 254H114V253H116ZM257 251H258V253H257ZM125 252H127V253H125ZM124 253L127 256H124V255L122 256V254H124ZM110 254H113L114 256L113 255L111 256ZM99 257L102 260H100ZM110 258H113V259H110ZM106 260H107V262H106ZM194 260L196 261V259L191 258V261H192L191 263H194ZM199 260H201V259H199ZM111 261H113V262H111Z\"/></svg>",
  "mask_w": 264,
  "mask_h": 264
}]
</instances>
